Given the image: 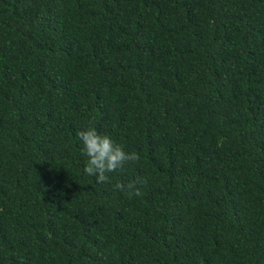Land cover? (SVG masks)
<instances>
[{
    "label": "trees",
    "instance_id": "1",
    "mask_svg": "<svg viewBox=\"0 0 264 264\" xmlns=\"http://www.w3.org/2000/svg\"><path fill=\"white\" fill-rule=\"evenodd\" d=\"M0 264H264V0H0Z\"/></svg>",
    "mask_w": 264,
    "mask_h": 264
},
{
    "label": "clouds",
    "instance_id": "2",
    "mask_svg": "<svg viewBox=\"0 0 264 264\" xmlns=\"http://www.w3.org/2000/svg\"><path fill=\"white\" fill-rule=\"evenodd\" d=\"M82 144V154L86 157L84 173L96 177L97 183H109V174L122 169L128 164H137L140 155L137 152H128L124 146L115 142L109 135L101 134L94 125L89 122L87 127L77 133ZM142 181H131L127 184L117 182L114 190L126 194L129 198L141 197L142 189L137 185Z\"/></svg>",
    "mask_w": 264,
    "mask_h": 264
}]
</instances>
